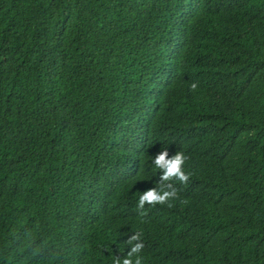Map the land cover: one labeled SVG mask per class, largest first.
I'll use <instances>...</instances> for the list:
<instances>
[{
    "label": "trees",
    "instance_id": "1",
    "mask_svg": "<svg viewBox=\"0 0 264 264\" xmlns=\"http://www.w3.org/2000/svg\"><path fill=\"white\" fill-rule=\"evenodd\" d=\"M164 148L189 179L138 209ZM136 232L142 264H264V0H0V264Z\"/></svg>",
    "mask_w": 264,
    "mask_h": 264
},
{
    "label": "clouds",
    "instance_id": "2",
    "mask_svg": "<svg viewBox=\"0 0 264 264\" xmlns=\"http://www.w3.org/2000/svg\"><path fill=\"white\" fill-rule=\"evenodd\" d=\"M191 90L195 91L197 85L195 83L190 85ZM186 156L180 152H175L171 157L168 156L167 148H164L152 157V164L155 168L160 170L159 181L156 187L150 188L139 194L138 209H143L145 204L155 206L157 204L165 205L168 207L172 205L169 203L170 200L174 199L178 193L170 183L173 180H178L180 183H186L189 179V175L185 173L183 165L185 163ZM141 215H144L141 212ZM142 233L136 232L132 235L127 243L132 245L131 250L123 259H119L113 256L112 264H142L141 257L139 254L144 248L143 242L140 240ZM134 241H140L133 244ZM133 257L135 261H133Z\"/></svg>",
    "mask_w": 264,
    "mask_h": 264
}]
</instances>
